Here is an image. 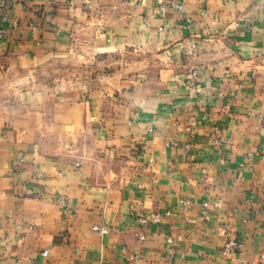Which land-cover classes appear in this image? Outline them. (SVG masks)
I'll list each match as a JSON object with an SVG mask.
<instances>
[{
    "label": "crops",
    "instance_id": "0c3cea01",
    "mask_svg": "<svg viewBox=\"0 0 264 264\" xmlns=\"http://www.w3.org/2000/svg\"><path fill=\"white\" fill-rule=\"evenodd\" d=\"M0 28V264H260L264 0H0Z\"/></svg>",
    "mask_w": 264,
    "mask_h": 264
},
{
    "label": "built area",
    "instance_id": "2783aa9c",
    "mask_svg": "<svg viewBox=\"0 0 264 264\" xmlns=\"http://www.w3.org/2000/svg\"><path fill=\"white\" fill-rule=\"evenodd\" d=\"M172 4L171 1L167 2L166 5H162L160 7V11L162 13H165L167 7H170ZM5 38V31L4 29L0 28V43L3 41V39ZM194 76H196L194 74ZM219 131L216 130L215 134H214V137H216L217 133ZM215 139H218V138H215ZM262 152V155L264 156V149L261 151ZM59 202H61L62 204H64L63 200L61 199ZM181 209L183 211H187V208L190 206V201L189 200H182L181 201ZM208 207V204H204V208H207ZM171 215V213L169 211L167 212H152L146 216H143L139 219V222L143 225H161L163 223V221L169 217ZM228 230L227 229H224L222 231L223 234H227ZM100 235H107L109 233V230L107 229V227H102L99 231ZM140 240L141 241H145L146 240V237L144 236H141L140 237ZM172 241H170L171 243ZM243 248V243L238 240V239H234V240H228L224 243V246H223V249H222V254L224 256H229L233 253H238L242 250ZM123 253H126V251H123ZM168 255H172V252L171 250H168ZM130 261H133V260H136V257H129ZM260 264H264V254L261 255L260 257Z\"/></svg>",
    "mask_w": 264,
    "mask_h": 264
},
{
    "label": "rangeland",
    "instance_id": "374dc122",
    "mask_svg": "<svg viewBox=\"0 0 264 264\" xmlns=\"http://www.w3.org/2000/svg\"><path fill=\"white\" fill-rule=\"evenodd\" d=\"M139 55H133V54H126V55H121V56H119V57H116L115 58V62H126L127 64H134L135 62H136V60H139L140 59V57H138ZM114 63V62H113ZM100 67H96L95 69H94V73H97V72H99L100 70ZM73 72V71H72ZM71 72V73H72ZM76 72H79V74H81V73H83V72H85V71H81V70H76V71H74L72 74H74V73H76ZM132 72V70H131V66H129V67H124V70L122 71V68H120L119 69V73L120 74H129V73H131ZM133 73V72H132ZM80 75H78V77H79Z\"/></svg>",
    "mask_w": 264,
    "mask_h": 264
}]
</instances>
